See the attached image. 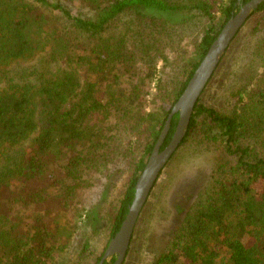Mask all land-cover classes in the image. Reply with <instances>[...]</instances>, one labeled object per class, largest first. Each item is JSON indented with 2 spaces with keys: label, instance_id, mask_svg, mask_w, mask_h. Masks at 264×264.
Here are the masks:
<instances>
[{
  "label": "trees",
  "instance_id": "16d2710c",
  "mask_svg": "<svg viewBox=\"0 0 264 264\" xmlns=\"http://www.w3.org/2000/svg\"><path fill=\"white\" fill-rule=\"evenodd\" d=\"M247 1L0 0V264H59L74 242L75 264L99 262L172 105ZM185 150L210 156L204 192L165 248L137 264H264V1L143 209L162 197L163 171ZM113 176L123 178L117 194ZM92 234L104 236L100 251Z\"/></svg>",
  "mask_w": 264,
  "mask_h": 264
},
{
  "label": "water",
  "instance_id": "95a60500",
  "mask_svg": "<svg viewBox=\"0 0 264 264\" xmlns=\"http://www.w3.org/2000/svg\"><path fill=\"white\" fill-rule=\"evenodd\" d=\"M263 1L264 0H248L241 4L238 10L226 20L217 36L211 42L182 93L172 105L146 163L137 177L134 185L133 198L128 206L127 213L118 230L110 238L97 264H103L110 257H114V261L111 264H123L144 204L161 171L184 138L194 107L200 95L238 31L242 28L252 12L257 9L259 4ZM174 115H177L175 129L169 142L161 148L169 132L170 123Z\"/></svg>",
  "mask_w": 264,
  "mask_h": 264
},
{
  "label": "rangeland",
  "instance_id": "374dc122",
  "mask_svg": "<svg viewBox=\"0 0 264 264\" xmlns=\"http://www.w3.org/2000/svg\"><path fill=\"white\" fill-rule=\"evenodd\" d=\"M35 62L32 61L30 64ZM78 71L84 79L86 70L81 67ZM155 87L154 80L152 92ZM211 170L210 156L203 151L185 150L171 160L162 175L168 187L161 194V198H151L147 206L142 209L143 212L141 211L140 219L135 226L132 248L124 264H137L151 259L165 248L173 231L181 222L184 212L204 192ZM112 178L114 182L110 180L108 185H112V192L117 194L123 184V178L117 179L116 176ZM92 198L95 199L94 195ZM90 238L94 242L95 250L100 251L104 245V236L97 238L92 234ZM77 250V243L74 242L60 258L59 264H75L78 259Z\"/></svg>",
  "mask_w": 264,
  "mask_h": 264
}]
</instances>
